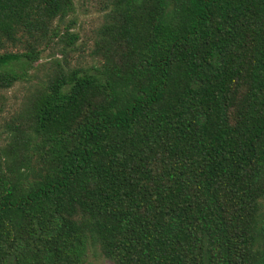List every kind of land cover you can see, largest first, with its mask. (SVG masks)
<instances>
[{
	"label": "trees",
	"instance_id": "obj_1",
	"mask_svg": "<svg viewBox=\"0 0 264 264\" xmlns=\"http://www.w3.org/2000/svg\"><path fill=\"white\" fill-rule=\"evenodd\" d=\"M99 1L84 66L76 0H0V90L65 64L0 144V264H264V0Z\"/></svg>",
	"mask_w": 264,
	"mask_h": 264
},
{
	"label": "rangeland",
	"instance_id": "obj_2",
	"mask_svg": "<svg viewBox=\"0 0 264 264\" xmlns=\"http://www.w3.org/2000/svg\"><path fill=\"white\" fill-rule=\"evenodd\" d=\"M76 9L78 22L75 30L79 32L80 39L74 49L69 51L67 57L72 65L87 66L92 63L90 51L102 22L104 11L99 0H76ZM63 58L64 55L56 49V46L47 48L43 57L35 62L23 76L24 79L17 81L10 88L0 90V95H3L0 98V144L5 143L8 123H12V118L23 106L31 91L48 78L57 59L65 65ZM87 261L90 264H113L99 248L89 249Z\"/></svg>",
	"mask_w": 264,
	"mask_h": 264
}]
</instances>
